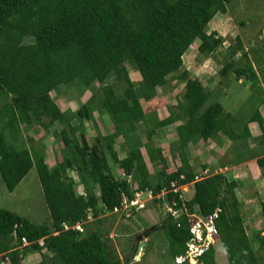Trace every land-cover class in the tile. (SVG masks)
I'll use <instances>...</instances> for the list:
<instances>
[{"label":"trees","instance_id":"trees-1","mask_svg":"<svg viewBox=\"0 0 264 264\" xmlns=\"http://www.w3.org/2000/svg\"><path fill=\"white\" fill-rule=\"evenodd\" d=\"M230 2L0 0V173L12 192L36 167L51 213V222L38 224L0 207V264H22L24 256L36 251L42 253L38 264H125L102 215H118L115 210L122 208L125 196L130 201L139 191L152 190L159 195L164 188L168 190L165 199L156 197L153 202L161 207L173 206L177 211V216L173 215L165 206L166 222L162 227L174 258L187 250L191 237L188 214L198 208L203 217L218 214L217 239L229 264H264V236L260 231L256 233V248L244 225L235 192L238 183L223 173L203 176L204 171L190 165L186 151L188 143L199 140L247 138L251 122H259L264 135L259 108L254 106L251 114L235 126L236 119L219 101L209 103L213 93L184 67V56L196 40L198 51L206 56L222 47L224 38L207 28L218 13L228 12ZM237 42L231 52L236 55L242 51L241 59L247 63L239 66L227 62L222 72L235 69L237 79L244 77L256 85L259 75L254 60L264 78L263 48H253V60L243 50L239 36ZM127 64L142 76L138 88ZM112 77L126 83L123 94H118L113 84H106ZM173 77L185 82L183 99L166 118L159 119L143 102L155 100L158 89ZM95 83L102 86L103 95L98 101L90 98L77 111L62 110L52 96L62 86L72 85L83 94ZM95 104L116 124L114 132L97 134L90 144L81 125L73 121H91L97 126L92 114ZM178 121L184 122L178 126L183 133L181 143L171 144L169 149H178L181 164L171 171L156 140L158 129ZM56 123L62 128L59 132L54 129L53 134L61 138L65 149L61 159L51 166L39 146L43 142L32 137L33 143L27 146L21 132L38 126L50 130ZM238 127L242 129L237 131ZM139 128L145 134L144 141L136 139V147L130 149L121 146L123 157L119 158L116 138ZM258 163L264 168V157ZM149 164L156 174L151 173ZM118 168L124 177L119 176ZM72 171L78 173L85 193L77 192ZM200 174L203 177L197 180ZM173 181L191 184L193 195L186 198L181 196L183 191H171ZM261 205L264 220V201ZM77 224L82 229L76 228ZM201 260L215 264V247L211 246Z\"/></svg>","mask_w":264,"mask_h":264},{"label":"rangeland","instance_id":"rangeland-1","mask_svg":"<svg viewBox=\"0 0 264 264\" xmlns=\"http://www.w3.org/2000/svg\"><path fill=\"white\" fill-rule=\"evenodd\" d=\"M207 30L208 32L215 31L217 35L224 38L222 47L217 52L206 56L198 51L199 43L198 40H196L184 56V67L189 70L193 78L200 79L207 88H212L213 94L210 96L209 103L219 101L224 106L225 112H228L236 119V122H234L235 126H239V124L237 125L238 121L244 120V118L251 114L253 108H255L254 106L261 109L264 124V104H260L264 100V78L257 61H255L256 59L254 60V56L251 53L253 48L257 45L259 46L256 48L261 49V45L263 48L261 57L264 58V0H231L228 4V12L225 14L218 13L209 23ZM238 36L244 45L243 50L248 52L255 62L254 64L256 65L255 67L259 75L256 85L253 84L251 80L244 77L237 79L236 73L234 72L235 69H231L227 74L222 72L227 62L239 66H243L247 63L246 59H241L243 55L242 51H239L236 55L231 52L232 49L237 48ZM261 66L264 67V63H262ZM127 68L131 80L137 82L136 88H138L142 80L140 72L130 64H127ZM180 73L181 71L176 72L177 75ZM106 84H113L118 94H123L124 88L126 87V83L115 81L113 77L109 78ZM101 87L99 83H95L90 89H87L85 93L80 94L76 92V86L74 85L62 86L59 93L52 92V96L62 110L67 111L71 109L72 111H77L82 104L86 103L90 98H95L96 101H98L99 97L103 95ZM184 92L185 82L173 77L168 85L158 89L155 100L151 101V103L143 102V104L147 109L155 111L154 114H157L159 119H162L170 114V109H176L178 103L183 99ZM96 105L97 104L93 107L94 110H92V114L97 122V126H93L91 121H73V123L78 122L81 125L90 144L95 141L97 134L105 136L114 132L116 124L112 116L98 110ZM183 123V121H178L158 129L159 137L156 140V144L162 146L163 153L169 163V170L171 171L176 170L178 164H181V160L177 156L178 149L171 151L169 147L171 144L177 146L181 143L180 137L183 133L180 134L178 126ZM250 126L254 128L256 135L261 134L262 130L259 122H252ZM61 128L62 126L56 123L51 126L50 130H45L41 126L29 131L23 130L21 132V140L27 146L33 143L31 141L32 137H34V139L37 138L35 141H42L43 146L41 144L39 146L41 149L43 148V150H49L51 152L49 158L51 163H54L56 159H61L65 149L63 148V141L61 138L53 134L54 129L59 132ZM127 128L128 126L126 129ZM240 128L241 127H239L237 131L240 130ZM142 131L143 130L139 128L137 132L130 131L128 135L124 132L116 138V148L120 153L119 158L123 157V152H121L122 150L120 149L121 146L124 145L125 148L130 149L136 147L135 145L137 142H134L136 139L140 138L144 141L145 134ZM262 134L261 137L264 138ZM226 139V137L222 136L219 139H212L197 144L190 142L187 145L186 151L188 152L189 159L191 158L193 160L194 169L196 171L201 170L202 164L210 160L214 155L215 158L211 159L212 163L210 165L212 172L216 173V166L220 167L223 165L221 171L218 170V172L223 174L227 173L225 176L228 178V172L233 170L231 166L225 165V159H222V156H218V154H211L210 156V152H207L209 148H214L217 145L220 146L219 143ZM35 144L37 146L39 143ZM174 154H176V158L173 156ZM146 157L148 158L147 155ZM215 163H217L216 166ZM148 167L153 175L156 174V169L151 164H149ZM258 167V164L253 161L252 164L247 165L245 168L243 167L242 171L237 170L236 172H239L240 175L236 178H245V183H247L248 186V184L253 183L250 177H254V175L262 176V174H264L262 167V169L259 167L262 174L260 171L258 173ZM117 171L120 177H124V172L121 169L118 168ZM70 173L76 181L77 192H85L78 173L75 171ZM206 173L203 174V176L209 174L208 171H206ZM233 178H231V180H233ZM257 188V183H254V187H251V189L248 188V190H250L249 194L253 193L252 196L255 198L253 199L255 203L253 202L252 209L259 207ZM183 192V196L190 198L194 193L192 185H186ZM237 192L241 195V190L237 189ZM163 198L165 199V197ZM166 201L167 200H165V202ZM165 206L161 207L158 203L149 200L148 197L145 196L141 204L134 206L136 208L132 210V216L129 218L123 216L122 212L118 215L110 214L104 216L105 225L108 226L110 238L112 242H114L113 246L116 250L120 251L121 259L125 264H176L174 257L168 250L169 240L165 230L162 228L163 226L155 229L150 234V237L144 240L145 244L142 246V250L140 249V241L143 239V232L150 228L152 226L151 224L155 221H157L158 224L165 223ZM0 207L14 211L38 224L51 222V213L36 167L30 170L12 192L8 190L0 173ZM193 214H199L198 208H195ZM216 243L218 245L220 240ZM216 243L213 247H216L218 261L220 263L222 261L228 262V257L222 244L215 246ZM132 250L135 251L134 254ZM135 254L140 260H138L136 256V260H134ZM41 260L42 253L36 251L24 256L21 263L38 264Z\"/></svg>","mask_w":264,"mask_h":264},{"label":"crops","instance_id":"crops-1","mask_svg":"<svg viewBox=\"0 0 264 264\" xmlns=\"http://www.w3.org/2000/svg\"><path fill=\"white\" fill-rule=\"evenodd\" d=\"M184 64H185V62H184ZM208 90H210L213 93L212 88L211 89L208 88ZM260 104H264V103L262 102ZM260 112H261V109H260ZM251 123L248 124V130L250 132V136H248L247 138L232 140V139H229L227 137L226 140H222V142L219 143L220 146L217 145L214 148H209L207 150V152H210V156H211V154H218V156L219 155L222 156V159H225V165H230L231 168L233 169V170L228 172L229 176H227L228 177L227 179L231 180V178L234 177L233 180H235L238 183V185L235 189V192H236V195H237L238 200L240 202V207H241V212H242V215L244 218V225L246 228V232L250 236V238L252 239V242L254 243L255 247L257 248L259 246V241L256 239V233L258 231H260L261 235L264 236V220H263V216H262V205H261L262 202L264 201V174L261 173V171H260L261 166L258 163V159L264 157V138L261 137L262 132H261V134L256 135L254 128L252 126H250ZM238 129H239V127H238ZM241 129L242 128H240V130ZM261 130H262V128H261ZM210 140H212V139H210ZM200 142H204V141L199 140L198 142H196V144L200 143ZM44 151L46 153L47 163L51 166L55 165L58 162V159H56L54 163H51L50 158H49V154L51 152L49 150H44ZM213 158H215L214 155L212 156L211 159H213ZM211 159L204 162L202 164V167H201V171H208V173H209L208 175L219 173L218 170L221 171V168L223 167V165L220 167L219 166L217 167L216 166L217 163H215V166H216L215 172L216 173H213L211 166H210L212 163ZM189 160H190V165L194 167L193 160L191 158ZM253 161L256 162L258 164V166L260 167V168L258 167V173L260 171L262 176L254 175V177H250V179L252 180L253 183L248 184V186H249L248 187L247 183H245V180H244L245 178H243V179L236 178L240 175V173L236 172V171L237 170L242 171L243 167L245 168L247 165L252 164ZM262 170H264V168ZM198 171H200V170H198ZM198 173H200V172H198ZM226 174L224 173V175H226ZM254 183L258 184L257 189H258L259 207H255L252 209V204L254 202L253 199H255V198H254V196H252L253 193L249 194L250 190H248V188L251 189V187H254ZM237 189L241 190V192H240L241 195L239 194V192H237ZM80 193H85V192H80ZM254 209H255V211H254ZM104 216H106V215H102V217H104ZM154 221H155V219H154ZM104 224H106V222H104ZM155 224H157V221L153 222L151 225L153 226ZM106 227L108 228V226H106ZM219 244H222V243L220 242ZM218 245L216 244L215 246H218ZM118 252H119L118 254L120 255L119 250H118ZM215 264H229V260H228V262L222 261L221 263L218 261L216 247H215Z\"/></svg>","mask_w":264,"mask_h":264},{"label":"built area","instance_id":"built-area-1","mask_svg":"<svg viewBox=\"0 0 264 264\" xmlns=\"http://www.w3.org/2000/svg\"><path fill=\"white\" fill-rule=\"evenodd\" d=\"M202 177L203 176H201L200 174L196 176V179L199 180ZM185 186L186 185H178L176 181H173L171 191L175 193L183 191ZM167 193L168 190H166L165 188L159 195H155L152 190L139 191L134 195L133 199L130 201H128V197L125 196L122 208H116L115 212H122L123 216L129 218L132 216V210L136 208L134 206L141 204L145 196H147L149 200L153 201L156 197H165ZM181 196H183V193H181ZM166 210L171 212L173 215L177 216V211L174 209L173 206L166 204ZM188 215L191 220V237L187 241V250L185 254L179 255L175 259L177 263L188 261L191 264H204L201 260V256L218 240V229L215 225V218H217L218 214L214 213L213 215L207 217H203L199 214L193 213H189ZM89 217H91V215ZM75 227L78 229H82L81 224H77ZM24 241L26 244H28L26 240Z\"/></svg>","mask_w":264,"mask_h":264},{"label":"water","instance_id":"water-1","mask_svg":"<svg viewBox=\"0 0 264 264\" xmlns=\"http://www.w3.org/2000/svg\"><path fill=\"white\" fill-rule=\"evenodd\" d=\"M165 225V223H163L162 224V226H164ZM160 225H153V226H151L150 228H148L147 230H145L144 232H143V238L144 239H147L149 236H150V234L155 230V229H157L158 227H159ZM144 239L140 242V249L142 250V246H144V244H145V241H144Z\"/></svg>","mask_w":264,"mask_h":264},{"label":"clouds","instance_id":"clouds-1","mask_svg":"<svg viewBox=\"0 0 264 264\" xmlns=\"http://www.w3.org/2000/svg\"><path fill=\"white\" fill-rule=\"evenodd\" d=\"M137 211H139V210H137ZM155 225H156V224H155ZM160 226H162V224H160ZM160 226H159V227H160ZM159 227H158V228H159ZM143 239H144V238H143ZM143 239H142V240H143ZM142 240H141V241H142ZM144 240H146V239H144ZM141 241H140V242H141ZM217 241H218V240H217ZM216 244H217V243H216ZM136 254H137V253H136ZM136 254L134 255V260H136V259H135V256H136V258L138 257ZM182 255H183V254H182ZM138 260H140L139 257H138ZM174 260H175V262H176V259H175V258H174ZM136 262H137V261H136ZM176 264H180V263H177V262H176Z\"/></svg>","mask_w":264,"mask_h":264}]
</instances>
